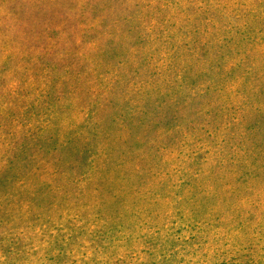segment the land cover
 Instances as JSON below:
<instances>
[{
  "label": "trees",
  "instance_id": "obj_1",
  "mask_svg": "<svg viewBox=\"0 0 264 264\" xmlns=\"http://www.w3.org/2000/svg\"><path fill=\"white\" fill-rule=\"evenodd\" d=\"M77 4L66 12L73 24L48 21L43 45L24 55L13 43L0 59L3 199L42 202L51 190L75 199L61 213L54 201L38 205L35 235L50 231L41 255L56 264H264V0ZM169 117L176 124L166 129ZM121 168L124 188L180 172L186 204L172 209L163 195L149 221V209L108 184L95 191L115 211L85 220L92 198L57 187ZM24 239L10 240L12 251Z\"/></svg>",
  "mask_w": 264,
  "mask_h": 264
},
{
  "label": "rangeland",
  "instance_id": "obj_2",
  "mask_svg": "<svg viewBox=\"0 0 264 264\" xmlns=\"http://www.w3.org/2000/svg\"><path fill=\"white\" fill-rule=\"evenodd\" d=\"M35 1H37V3L34 2V0H0V59L5 58V55H9L10 52H13V43L17 45L18 49H20L22 53H25L24 55H26V53L28 52L26 50L28 47H36L39 44L43 45V39L48 40L49 37L47 35H51L52 32L49 33V31H47V35H45V28L49 27L50 25H42H45V23L48 21L58 23L62 20L64 22V27L70 26L71 24H73V22L72 20L70 22L69 19L66 18V12H70L69 8L71 7V5H75L77 8L80 4H77V0ZM39 29L40 34L38 32ZM27 59L21 61L20 64L24 65L25 67L28 66L27 64H29V62L27 61ZM2 70L3 68L0 67V88L5 86V80L2 75H5L6 72ZM0 92H3V90H0ZM2 100L3 99L0 96V103H2ZM170 123L173 125L176 124V121H174L173 118L169 117L166 129L171 128ZM231 132L232 131L230 130L229 133ZM239 140L244 141L246 140V138H239ZM177 149L181 150L180 148ZM215 159V157H212L207 162H212ZM133 171L134 173H136L135 170ZM179 173L180 172L171 173V175H169V178H167L168 180H165V175L161 179H158L151 178L150 173H148V176H141L139 177V179H137L140 184L136 185L135 183H133L130 188H124V186L122 185L124 181L130 180L128 178H125L126 176L124 175V169H115L108 171L107 173H104L102 170L97 178L101 182L94 180L89 183V181L83 179L79 180L80 182L78 180H74L73 182L61 180L57 182V187L64 191L71 190L73 186V188H76V190L80 189L81 193L83 189L88 194L87 197L92 198L91 201H86L88 205V211L91 214H87L82 211L83 214L80 216L85 220L88 217H94L96 214L99 215L106 212L107 209H105L104 207H110L111 213H113V211H115L116 209V206H100L98 199L102 196H100L101 193L95 191L97 187L102 190V186L104 188H107L109 184L114 189H118V191H120V189L122 190L123 187L124 194L126 195V197H128V203L135 205L134 207L136 208L144 207L146 209H149L148 211H146L148 214H150L148 215L150 217L148 220L153 221L152 216H156V213L159 212L157 207L160 204V199L163 195H167L165 199L166 203L173 204L172 209L173 207H181L180 205L186 204V202H184L183 200H185L184 196L189 192V189H184L181 187L178 188V185L183 184L185 186L186 184L184 183V181L187 180V178L186 176H184L182 177V179H176L178 178ZM42 184L43 183H41V185ZM43 186H46V182L43 184ZM19 189H21V193H25L26 195H28L26 193L27 189H25V187H20ZM3 191L7 193L8 188L1 187L0 192V205L4 206V209H0V264H56L55 262L58 261V259L53 257V260H47V257L42 256L39 252L42 244V241L39 240L41 238L42 240L43 238H48L50 231L46 235L44 234V231H42L40 235H35V232L37 231L38 225L40 223L39 219L36 218L35 215L37 211H39L38 205L48 206L51 205L53 201L55 204L60 205L59 213H61L62 211L65 212L68 210L70 203L75 202V199L68 203L66 202L64 194L62 192L58 191V194L56 195V191L54 192L51 190L47 195V200H44L42 202L39 201V197L37 200L35 199V201L29 199L27 201L17 200L16 202H13V200L9 201L8 199V201H5V199H3L4 195L6 194L3 193ZM53 195L55 196V198L53 197ZM104 195L106 196L104 197V199L109 201L111 197L109 191H106ZM22 202L25 204L23 205ZM27 204L30 205L29 207H33V209L29 211V209L27 208ZM82 204L83 203H81V205ZM168 204L165 205L161 203L163 207H167ZM26 211L29 212L27 213ZM134 211L135 208L128 215L131 217H136L137 215H135ZM161 212L162 211H160V213ZM62 215L63 218L61 219L60 223L67 222V219L64 218V216H68L65 213H62ZM179 216L181 215H177L176 218H179ZM19 232H23V234L18 235ZM17 236L24 237L26 239L22 240L24 241V244L22 243L23 248L20 247L19 250L16 248V252H14L12 251L14 248L9 241ZM145 248V246L142 247V249ZM51 256L52 255H48V257ZM143 256H145V254H143Z\"/></svg>",
  "mask_w": 264,
  "mask_h": 264
}]
</instances>
